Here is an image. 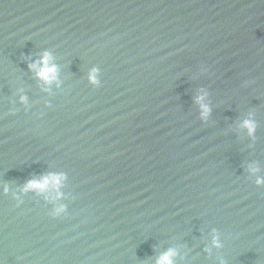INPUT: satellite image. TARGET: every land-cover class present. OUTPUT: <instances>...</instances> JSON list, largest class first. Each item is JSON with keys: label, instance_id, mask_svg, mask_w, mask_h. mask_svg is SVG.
I'll list each match as a JSON object with an SVG mask.
<instances>
[{"label": "water", "instance_id": "water-1", "mask_svg": "<svg viewBox=\"0 0 264 264\" xmlns=\"http://www.w3.org/2000/svg\"><path fill=\"white\" fill-rule=\"evenodd\" d=\"M257 177L264 0H0L2 264H264Z\"/></svg>", "mask_w": 264, "mask_h": 264}, {"label": "clouds", "instance_id": "clouds-1", "mask_svg": "<svg viewBox=\"0 0 264 264\" xmlns=\"http://www.w3.org/2000/svg\"><path fill=\"white\" fill-rule=\"evenodd\" d=\"M33 70L36 73V78L44 83L45 85L52 84L56 81L57 78V68L49 53L44 52L41 54L40 59L32 65ZM88 81L90 84L96 85L98 83L97 79V69L93 68L88 73ZM203 97H197L196 102L200 105L202 116H207L208 108L205 104L202 103ZM241 127L247 130L249 136H251L255 131L254 123L245 119L241 123ZM249 171L252 174H255L257 169L255 167H250ZM65 177L63 174L49 173L46 176L41 177L38 180H30L25 185V191H33L37 194L43 195L45 199L50 200L55 203L62 198L63 193L61 188ZM256 183L259 185L264 183V178L257 177ZM63 211L62 207H58L56 212ZM175 253L171 250L161 254L156 264H173V256ZM2 264V262H0Z\"/></svg>", "mask_w": 264, "mask_h": 264}]
</instances>
